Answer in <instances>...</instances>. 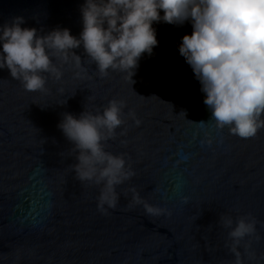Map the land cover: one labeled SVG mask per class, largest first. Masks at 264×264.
Here are the masks:
<instances>
[{
	"label": "water",
	"instance_id": "obj_1",
	"mask_svg": "<svg viewBox=\"0 0 264 264\" xmlns=\"http://www.w3.org/2000/svg\"><path fill=\"white\" fill-rule=\"evenodd\" d=\"M84 2L0 0V26L23 17L40 35L59 27L79 38ZM152 27L158 45L142 54L134 83L119 70L102 76L82 45L79 65L71 53L52 58L61 75L44 73L43 92L0 69V264H235L221 217L233 227L255 220L238 251L242 264H264V128L251 138L218 128L179 53L192 24ZM112 100L123 123L105 150L135 175L116 186L117 207L101 212V186L76 178L57 125L65 112L102 114ZM133 189L167 212L146 214Z\"/></svg>",
	"mask_w": 264,
	"mask_h": 264
},
{
	"label": "clouds",
	"instance_id": "obj_2",
	"mask_svg": "<svg viewBox=\"0 0 264 264\" xmlns=\"http://www.w3.org/2000/svg\"><path fill=\"white\" fill-rule=\"evenodd\" d=\"M80 11L79 38L59 27L40 35L36 28L21 27L23 17L0 26V69L6 67L26 91L43 92L44 73L61 75L52 58L67 61L71 53L79 65L81 56L73 49L82 45L102 76L109 69L119 70L132 81L142 54L151 55L158 45L153 23L182 26L187 21L193 31L182 37L179 53L201 84L210 119L241 138L254 137L264 128V0H85ZM121 108L122 102L112 100L102 114L84 111L77 118L65 112L57 125L73 145L70 152L78 162L71 168L76 178L101 186V212L117 207L116 186L135 175L125 168L123 156L105 150V142L115 138L123 123ZM132 191V203L143 205L146 214L167 212ZM221 221L229 229L235 264H242L238 249L255 233L256 222L241 217L233 227L231 218L221 217Z\"/></svg>",
	"mask_w": 264,
	"mask_h": 264
}]
</instances>
